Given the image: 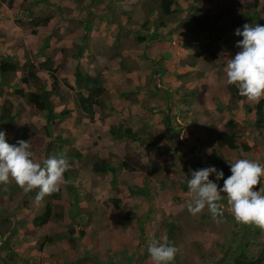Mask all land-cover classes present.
Instances as JSON below:
<instances>
[{"label": "crops", "instance_id": "1", "mask_svg": "<svg viewBox=\"0 0 264 264\" xmlns=\"http://www.w3.org/2000/svg\"><path fill=\"white\" fill-rule=\"evenodd\" d=\"M7 2V0H3V4L1 3L0 6V56L14 57L20 67L26 63L33 64L37 77L46 84L47 90H51V81L48 73L39 69V64L45 60L51 61L53 68L58 69L59 78L66 79L67 85L71 88L69 89L71 94L78 92L75 89L73 75L78 63V69L83 74L92 77L101 75L104 89L109 95L102 107L95 108L94 120L90 121L80 112L76 98L71 94L66 95L63 92L64 86L60 84L59 91L51 97L53 110L55 114L69 110L70 116L64 121L56 119L46 127L45 112L33 111L25 100L15 93L16 90H22L24 93L35 90L32 85L29 88L17 81L16 78L23 77V71L17 72L14 80L11 76L9 78L11 81L7 82L8 85H3L0 115L6 100L12 105L10 112L6 113L8 123L5 120L2 122L3 131L7 134L6 139H11L12 136L10 137L9 134L12 132L15 133L13 136L15 138L25 125H32L39 130L37 139L41 138L43 141V145L36 147L34 144L31 146L35 150H40L37 154L41 159L38 160V157L34 156L35 160L42 163L49 155H58L59 153L57 154L56 150H53V147L56 148V146L48 147L51 145L50 143H61L64 146L60 155L69 160L71 164L69 170L77 171L76 173L82 176V179L84 178L83 182L82 179L68 180V184H72L75 180L74 186L78 190H75V194H71V198L75 200L76 206L79 205L80 209H83L77 217H74L70 212V219L74 220L72 222L71 219V224H75L73 226L75 236L78 237L79 226L84 228V235L75 249L76 251L81 249L82 252H77L75 255L69 253V257L73 261L74 259L83 260V262L75 264H91L90 259L98 258V256L102 257L99 261H105L104 264H152L150 257L140 256L145 251V247L140 246L142 240L145 239L140 231L139 222L144 220L143 216L147 214L149 208L154 206V195L158 196L156 199H159L160 208L164 207L160 188L165 186L160 185L161 183H153L151 177V179L145 178L143 172L130 171V173L139 174V177L133 179L132 185L141 186L144 178L150 182L149 192L151 195L149 198L132 196L133 198L129 199L132 204L127 208L128 214L131 213L132 217L125 219L122 210L104 206L103 202L107 201L109 195L103 190V187L108 186L109 178L98 177L91 171V165L90 163L88 165L87 160L93 157L115 160L113 155L119 153L122 146L120 140L111 138L109 129L110 126L118 122V118H124L127 127L139 135L137 142L128 143L137 153L143 165H151L152 168L161 170V175L164 177L167 175V169L158 168L161 165L160 162L156 164L158 160L176 158L180 163H183L181 172L188 176L191 173L190 168L196 166L195 159L197 157L201 156L200 164L204 167L207 166L205 158L214 147V139L219 132L225 130V125L228 122L218 128L215 123L216 115H208L209 111L212 114L218 112L217 104L222 106L224 102V105L229 106L225 70L222 74L223 78L210 72V66L211 69L220 71V66H217L218 60H213L211 53L203 51L199 41L191 39L185 31L165 35L161 32L164 27L158 29V34L165 35V37H159V41L153 42L151 45L146 44V47L149 48L145 53L144 43H140L143 48L142 52L136 50L130 53L129 48L127 49L128 44L123 42L134 38L135 30L130 32L134 26L130 27L128 23L120 22L122 18L120 12L122 5L123 9H127V13L130 14V9H135L133 0H13L11 6ZM47 8L53 11L47 15L51 17L50 21L45 26L36 27L34 29L36 33L33 34L31 31L33 18L44 15ZM156 14L157 12H154L149 16V20L155 21ZM151 25L150 33L154 29L153 23ZM230 32L235 33V30ZM228 37L230 40L238 38L237 36ZM170 38L176 39L175 43H170ZM179 39L186 41L187 44L183 42L182 46L178 47ZM230 43L225 44V48H230L233 41L231 40ZM46 44H48L47 48ZM120 44L123 46L121 56L119 54ZM236 49L239 50L237 47ZM191 50L194 51V55H190ZM157 52L165 55V58H160L163 60L162 66L155 70L154 66L151 68L148 63L150 60L159 58ZM30 53L36 62L30 61ZM124 57L127 64L122 62ZM228 58L229 55H223V59ZM145 63L149 67L148 70H144L147 67L144 66ZM171 63L173 65L169 69L167 64ZM206 64L207 66H205ZM226 65L227 63L223 65L225 69ZM152 76L154 81L151 79ZM206 99L210 100L212 105H209L210 103L205 101ZM256 104L257 102H250L246 98L238 101L235 106L236 110L231 111L234 115L232 120L244 127L250 124L254 126L256 118L253 107ZM245 106L248 107L246 113L243 114L242 110H239ZM59 125L60 131L55 132L54 128ZM167 128H170L171 131ZM155 131L159 133V137L153 135ZM255 132L264 139V131L255 130ZM247 135L248 144L259 148L257 155L251 159H257L260 163H264V158L259 155L264 150L263 142H259L258 139L257 143H255V139L251 141L253 136L248 130ZM36 137L32 138L33 142H36L34 141ZM260 147L263 149L262 151ZM68 149L78 151L82 156L80 161L67 155ZM118 164V162L113 163L112 166L117 170V174H120ZM74 174L75 172L72 173V175ZM84 175H87L86 179ZM220 181L223 183V180ZM81 182L82 184H80ZM182 189L188 190L187 183ZM71 201L67 202L71 204L73 203ZM123 202L127 205L125 200ZM25 210L26 213H29L27 209ZM29 218L24 219L25 224L27 223L24 231L16 232L22 241L13 251L21 258L26 257L25 253L29 245L31 247L35 242L34 239L38 237V229L32 225V214L31 219ZM114 222H116L115 225ZM146 226H148V222ZM147 229L150 228L147 227ZM113 230L115 237L112 235ZM56 232L58 233V231ZM43 237L45 238V236ZM109 237L111 238L108 240ZM145 237L152 238L147 234ZM104 238L106 240L103 243ZM56 244L62 243H54L49 247L60 246ZM23 245L26 246V249L20 250L19 248H22ZM256 246L258 247L256 254L259 256L263 252L259 249L260 245ZM262 246L264 248V240ZM75 250H70V252ZM39 251L33 248L31 250L33 254L31 252L29 254L34 255L35 252L40 253ZM86 254L88 256L83 258L82 256ZM57 264L63 263L59 261Z\"/></svg>", "mask_w": 264, "mask_h": 264}, {"label": "trees", "instance_id": "2", "mask_svg": "<svg viewBox=\"0 0 264 264\" xmlns=\"http://www.w3.org/2000/svg\"><path fill=\"white\" fill-rule=\"evenodd\" d=\"M5 1V0H4ZM8 5L11 6L13 0H7ZM143 2V5L148 8L151 7L147 13L148 17L151 16L154 12H157L156 18H155V26L156 29L166 27L168 24L167 22L176 15L177 12L182 11L181 6L179 5L178 0H141ZM235 2H238L239 0H233ZM242 1V0H241ZM246 2L245 7L239 8V16L238 19L231 24L230 29L236 30L238 27L242 28V26L245 23H259L264 24V20L260 18L261 11H257V8L259 7V0H243ZM142 5V4H141ZM212 11L210 9H203L201 7L195 6L193 9V12L191 14V17L188 18V27L185 30L187 35H190V38L199 41L200 46L202 47V50L206 53H211V56L213 60H218L220 58L219 52L214 47V44L216 42H219L220 44H230L231 40L228 36L224 35L226 32L222 31L221 28L218 27V25L214 24V22H219L221 19V15L218 14L214 17H211ZM179 17V16H178ZM50 16H44L38 15L33 18V21L31 22L32 26V33L35 34V28L39 26H45L50 21ZM212 25V26H211ZM142 29H148L149 30V24L147 21L142 22ZM155 29V28H154ZM227 31V30H226ZM159 35V34H158ZM157 35L156 31H153L152 34L149 36L144 35H138V38L136 41L138 43H146L149 45L153 42L159 41V36ZM118 41V40H117ZM120 41V40H119ZM118 41V42H119ZM202 42V43H201ZM119 44V43H118ZM46 44V48H47ZM231 56H229V59ZM51 61L45 60V62H42L39 64V69L46 71L49 75L50 81H51V90H47V86L45 83H43L40 78L37 77L36 68L31 63H26L22 67L19 66V63L14 59V57H0V84L8 85L7 82L9 81V78L11 76H15L17 72L23 71L24 75L20 79V83H23L27 86L32 85L35 90L24 93L22 90H16V95H19L22 97L25 102L28 104V106L31 107L33 111L36 112H45V121H46V127L49 125L52 121H55L56 119H67L70 116L69 110H64L60 112L59 114H55L53 110V105L51 102V97L54 93L59 91V83H58V77L59 72L57 68H53ZM163 60L161 59L160 62L162 63ZM79 64H76V70L74 72V83H75V89L78 91L76 95V101L78 108L80 109V112L84 114L90 121L94 120L95 116V108L96 107H102L104 105V101L109 98L108 93L104 89V82L101 77V75H97L95 77H92L87 74H83L79 69ZM67 85V82H65ZM69 87V86H68ZM71 89V88H70ZM3 86L0 87V99L3 97ZM226 90L229 94V103L236 106L238 101H241L244 99V97L240 96L238 94L237 89L234 86L227 85ZM124 97L123 95H121ZM136 101V100H135ZM12 105L9 103V101H5L3 104V108L0 115V122L2 123L3 120H5L6 123H8L7 119L8 115L6 116V113L10 112ZM220 104H217V108L221 109ZM254 113H255V122H254V129L258 132L264 131V99H261L257 104L253 107ZM9 120V119H8ZM124 118H118V122L112 126H110L109 134L111 138L114 140H120L122 150L120 149V152L117 154H114V161H111L110 159H100L98 157H93L90 160H87V163L91 165V171L96 173L98 177L101 179L109 178L108 186L103 187V190L108 192L109 198L107 201H105V206H111L117 210H124L125 203L123 202L126 198V193H128V196H140L144 198H149L151 195L149 192V185L150 182L145 180V178H152V174L149 171L150 169L155 170L151 167V165H143L141 163V160L139 159L137 153L133 150L130 143H135L139 140L138 133H134L132 129L125 126ZM1 125V124H0ZM3 126V123L2 125ZM46 129V128H45ZM168 129V128H167ZM20 132V134H17L15 138H12V142L10 144H16L19 140H25L29 143L33 142L34 136H37V133H39V130L34 128L32 125H25ZM171 131V129H168ZM48 135V134H47ZM247 130L246 127L239 125L237 122H234V120H230L225 125V130L219 132L215 139H214V147L211 150V152L206 156L205 158V164L207 166H202L200 164V161L202 160V157H197L195 159L196 166H192L190 169L191 171L214 166L218 170H223L224 172V178L226 179L231 173H230V166L227 164L226 159L222 157V152H241V153H249L252 154V157L254 155H257L259 148L257 146H250L247 142ZM37 137L34 139L36 140ZM59 139V138H58ZM130 142V143H128ZM59 143V142H58ZM51 145L48 147L50 148L52 145L56 146L53 147V150H56L57 154L60 155L61 151L63 149V146L61 143L55 144L50 143ZM49 151V150H48ZM47 151V153H48ZM120 154V155H119ZM67 155H71L73 158H76L80 161L81 155L76 151L75 149H68ZM182 159V158H181ZM180 160V159H179ZM231 160V159H229ZM182 161V160H181ZM119 163L118 166L125 170V171H139L145 173V178L142 181L141 186H134L131 185L130 182H128L126 179H120L117 170L112 166L113 163ZM189 169V168H188ZM184 170H187V167L184 168ZM75 172L74 175L72 173ZM77 171L68 170L65 172L64 176L67 180L66 188L67 193L75 194V190H78L75 185L76 179H82V176H79ZM156 173V171H154ZM161 172V170H160ZM147 173V174H146ZM74 177V178H73ZM191 178V173L188 176ZM119 178V179H118ZM150 178V179H151ZM69 179H75L72 184H68ZM86 179V178H85ZM84 181V178L82 179V182ZM82 182L80 184H82ZM259 187V186H257ZM5 196H3L4 199L8 200L9 202L14 200L16 196L20 193L21 189L15 184L14 181L11 182L10 187L6 190ZM73 192V193H72ZM33 197L36 195V190L30 192ZM25 195V194H24ZM77 196L79 194H76ZM75 195V198L77 196ZM52 200H58L60 197L59 191L52 194L51 196ZM159 199H156L154 201V206L149 208L147 214H145L144 220L140 221V231L142 235H144V239L142 240L140 246L145 247V256L149 257L148 254V244L152 239H162V233L166 232V238L167 240L175 246L176 239L178 235L183 231L182 230V224H180V221L176 216L173 215H162L160 217V214L158 213L161 208L158 204ZM55 209H58V212H55ZM121 211V212H122ZM64 211L61 207L53 205V203L46 202L44 205V212L42 215H37L32 220V225L35 229L41 228L45 226L46 224L56 221L60 222L64 217ZM125 219H130L132 217V214H128V209H125L123 214ZM153 217H155V220H153ZM10 217L3 216V229L5 225H7V228L3 230V236L10 229V225L8 224ZM72 219V218H71ZM157 221V227L159 231L158 236L154 233L150 235V237L147 239L145 235L147 234V222H154ZM72 222L74 220L72 219ZM79 233L78 237L75 236V230L71 227L66 232H58L57 234H53L52 236H46L43 238L44 245H51L54 243H62L70 248L76 249L78 242L81 240V237H83V226H79ZM14 231L12 230V233ZM10 235V233H9ZM43 243V242H42ZM39 244L38 249L42 250L43 244ZM1 249V248H0ZM8 253L6 257H4L1 261V264H30V260H25L21 258L19 255H17L13 250L8 249L7 245H3V251H7ZM257 258L249 259L245 253L239 254L237 257H231L225 264H264V251H262ZM83 262V260L77 259L76 263Z\"/></svg>", "mask_w": 264, "mask_h": 264}, {"label": "rangeland", "instance_id": "3", "mask_svg": "<svg viewBox=\"0 0 264 264\" xmlns=\"http://www.w3.org/2000/svg\"><path fill=\"white\" fill-rule=\"evenodd\" d=\"M178 2L182 8V11L180 9V11L176 13V15H178L179 17L178 16L172 17L167 22L168 24L166 25V27H164V29L161 30V32L165 35L170 34V33L173 34V33L185 31L188 27V24H187L188 18L191 17L194 7L198 6L203 9H210L212 11L211 17H214L220 14L221 19L219 20V22L217 23L213 21V23L218 25V27L221 28V32L222 31L226 32L224 35L235 36L234 32H230L232 30L230 29L231 24L234 23L238 19L239 8L245 7L246 5V2L243 0L242 1L239 0L238 2H235L233 0H178ZM1 3L3 4V0H0V6H1ZM141 4L143 5V2L141 0H133V7H135V9L134 8L130 9V14H128L127 13L128 10L123 9L121 5L120 16L122 18L120 22L121 23L124 22L125 24L128 23L130 27L134 26V28L130 29L131 30L130 32H133L135 30V32L133 33L135 34L134 38L129 39L126 42H123L124 44H128L127 49L129 48V51H131L130 53H133L136 50L142 52L143 48H144V53H145V51L149 48V47L148 48L146 47V43H144L143 48L141 47L140 43L136 41V39L138 38V35L141 34L144 36H149L150 34H152L153 31H156L157 35L159 33V30L156 29V26H155L156 22L149 20V17L146 13L151 7L148 6L147 8L144 5L141 6ZM257 11L258 12L261 11L260 18L264 20V0H259V7L257 8ZM50 12H53V11L47 8L46 11L44 12V16L49 15ZM144 21L148 22L149 30L142 29V22ZM151 23H153V26L155 29H153V31L150 33V30L152 29ZM165 35H158V36L165 37ZM240 39L241 38L239 37L237 38V40L236 39L233 40L231 38L233 43L230 48L229 47L225 48L224 46L225 44H220L219 42H216L214 44V47L220 54V58L217 61L218 62L217 66H220V69H219L220 71L211 69V66H210L209 68L210 72H213L214 74L223 78L222 74L225 70L223 65L226 64L229 60V58L223 59V55L226 54L229 56H234L235 55L234 53H237L239 51L236 49V44H237L236 42ZM169 40L171 41L170 43L172 42L175 43L176 39L174 40L173 38H170ZM179 40L180 42L178 43L176 42L178 47H181L183 42L187 44L186 41H182L181 39ZM151 44L152 43H150L149 45ZM125 47L126 45L124 46V48ZM122 48L123 46L122 44H120L119 46L120 56H121ZM133 48L134 50H132ZM193 53L194 51L191 50L190 55L191 54L194 55ZM30 55H31L30 61L32 60L36 62L35 58L32 56L31 53ZM158 56L159 58L150 60L148 63V66L149 67L154 66L155 70L159 66H162L161 63L157 64L156 62H160L161 57H163V59L165 58L164 57L165 55H163L162 53H158ZM168 56L170 57L171 55H168ZM190 58H192V56H190ZM125 60H126L125 57L122 58V62H125L127 64V60L126 61ZM172 65H173L172 63L167 64L169 69L172 68ZM144 66H147V63H145ZM148 66L144 68V70H148L149 69ZM205 66H207V64ZM11 78L12 80H14L16 77L12 76ZM16 79L17 81L21 82L19 78H16ZM151 79L153 81L155 80L153 76L151 77ZM65 82H66L65 78L58 77L59 85L62 84L64 86L63 92L66 95H69L71 94L69 93L70 88L68 87V85H66ZM2 86L3 84H0V87ZM29 88H31V86H29ZM76 95L77 93L75 92L74 93L72 92L71 94V96H74V98H76ZM216 95H218V93H216ZM11 96H13V94H11ZM205 101H207L208 103L211 102L208 99H206ZM211 103L209 105H212ZM230 103H228L229 106H227V105H224V102H223L221 109H219L218 112H216V114H212L211 111L208 112V115L209 114L216 115L215 123L218 128H221L223 123L229 120H232V117L234 116L231 113V111L236 110V109L233 103L232 104ZM248 106H245V108L243 107L239 111L242 110L243 114L246 113V110H247L246 108ZM195 115H196V112H195ZM124 123H125L124 125L127 126L126 124L127 122H124ZM0 124L2 125L1 122ZM1 125H0V130H3V126ZM243 125H245L244 122H243ZM59 127L60 125L54 128L55 132L60 131ZM245 127H246V130H248L253 136L251 138V141L255 139V143H257L256 141L258 139L259 142H263L264 144V139L261 138L258 134H256L253 128V125L250 124L248 126L246 125ZM14 134H15L14 132L9 134L10 137L12 136L11 139L9 140L7 139L8 140L7 142L9 144L11 143ZM153 135H155L156 137H159V133H157L156 131L153 133ZM41 140H42L41 138L37 139L36 142H31L30 145L33 146L34 144H36L35 145L36 147H38V145H43V141ZM31 150L34 153V156L38 157L37 153H39L40 150H37V149L35 150L32 147H31ZM262 150L263 149L261 148V151ZM199 155H201V153H199ZM259 155L260 157L264 158V150H263V153L260 152ZM222 157L225 159H231L233 161L238 158H250V159L253 158L252 154H249V153H241V152H231L230 153L227 151L222 152ZM37 159L39 160L41 158L38 157ZM159 162L161 165H159L160 167L158 168L162 167V168L167 169L166 177L161 175V172L159 169L149 170L152 174L151 181L153 183H161L160 185L165 186V187L160 188V191L162 192L161 199L164 202L163 204L164 207L161 208L162 210H160L158 213L160 214V217L166 214L176 216L178 220L180 221V224H182V230H183L176 239L175 247L177 248L178 251L176 254L174 264H225V262H227L231 257H237L241 253H245L246 255H248L247 257L249 259H253V258L258 257V255L256 254V248H258L256 246L257 244L260 245L259 249L261 251H264V248L262 246V241L264 240V231L260 230L259 228L253 225L237 224L234 221L230 211L228 210L226 198L221 201V203L224 204L223 215L220 217H217L216 219L212 218L207 208H205L200 214L196 216L191 215L188 211L187 205L192 200V194L189 192V190L182 189V187L186 183L185 181L187 180V178H189L187 174H184L183 172H181L183 163H180L176 158L158 160L156 164H159ZM119 169L121 171V173L118 174L119 178L126 179L128 182H130L131 185L133 183V179H135L136 177H139L138 173H130V171H125L121 169L120 167ZM154 171H156V173ZM135 172H139V171H135ZM131 174H133V176H131ZM84 176L85 178H87V175H84ZM209 179L216 182L219 186L223 185L221 181H216L215 177L214 176L212 177V175ZM11 182L12 180H10L6 184H0V248H1L0 249V264H1L2 259L6 257L8 253V250L3 251V245L6 244L7 248L11 250L16 249V246L20 245L22 241L21 237L18 238L20 235H17L16 232L24 231L27 225V223L25 224L24 219L29 218V217H30L29 219H31V214H32V219L37 215L39 216L42 215V213L44 212L45 203L50 202V201L53 203V205H56L62 208V210L65 212L64 217L60 222L53 221V222L46 224L45 226L41 228H38L37 230L38 237L37 239H34L35 242H33L31 247L29 245L28 250L25 253L26 257H23V258L25 260H30L31 261L30 264H57V262L59 263V261L62 262L63 264H75L77 259H74V261L71 260V258L69 257V253L72 255H75V253L77 252L81 253L82 252L81 249L76 251L75 249L70 248L69 246L67 247V245H62V244H56V245H60L56 247H54V245L49 247V245H44V241H43V238H44L43 236L45 237L52 236L53 234H57L56 231L64 233L71 227L75 230V228L73 227L75 226V224L74 225L71 224L70 212L71 214L74 215V217H77L83 209H80L79 205L78 206L75 205L74 203L75 200L71 198V194L69 195V193H67L68 188H66V184H61L60 190H59L60 197L58 200H52L50 197L51 195H50V196L45 197L43 201L37 204L35 202V197H33L29 193L23 192L22 190L20 191V193L16 196L14 200L9 202L8 200L4 199L3 201V196H5L7 192L6 190L10 187ZM125 193H126L125 201L127 204L125 205V209H127L128 206L130 207V205L132 204L131 201H129V199L133 197L128 196V193L126 191ZM154 196L155 197L152 196L153 200H156V197L158 196L157 195H154ZM67 201H71L74 204L73 203L69 204ZM103 204L105 206V201L103 202ZM108 207L109 206H106V208ZM25 209H27L29 213H26ZM125 209L122 211V214H124ZM55 212H58V209H55ZM6 215L7 217H10L8 221V224L10 225V229L6 231V233L3 236V230L7 228V225H5L3 229V216H6ZM120 215L121 214L119 213L118 216L120 217ZM140 219H141V216H140ZM153 220H155V217H153ZM28 223H30V220H28ZM115 224L116 222H114V225ZM147 227L150 228L149 230H147V235L150 236L155 233L157 235V238L158 236H160L159 231H158L159 229L157 227V221L148 222ZM12 230H14L13 233H12ZM77 231H76V234H77ZM112 235L115 237L114 230L112 231ZM5 237H7V239H5ZM162 237L166 238V232L162 233ZM162 237L160 236V238ZM110 238L111 237L107 239L109 240ZM105 240L106 239L104 238L103 243ZM41 243L43 244V247H42V250L39 251L38 247H39V244ZM33 248L38 250L40 253L35 252L34 255H31L33 254V252H31ZM19 249L24 250L26 249V246L23 245V247ZM70 250H75V251L70 252ZM30 252L31 254H29ZM102 252L104 254V251ZM84 256H88V255L86 254V255H83L82 257L84 258ZM140 256H145V252L143 255H140ZM100 259H102V257H99V256L98 258H91L90 263L91 264H104L105 261L103 262L99 261ZM109 264H112V263H109Z\"/></svg>", "mask_w": 264, "mask_h": 264}, {"label": "clouds", "instance_id": "4", "mask_svg": "<svg viewBox=\"0 0 264 264\" xmlns=\"http://www.w3.org/2000/svg\"><path fill=\"white\" fill-rule=\"evenodd\" d=\"M239 51L228 60L226 82L249 101L264 99V24L245 23L235 30ZM6 132L0 130V184L10 180L25 193L36 190L35 202L39 204L67 183L65 172L71 167L63 155H49L42 163L36 162L28 141L9 144ZM230 175L225 179L223 170L214 166L191 171L186 183L192 200L187 208L191 215L208 209L213 219L223 215L227 207L237 224L253 225L264 231V163L248 158L226 159ZM223 180L219 186L213 180ZM259 186V187H257ZM223 194V195H222ZM177 248L167 238L152 239L148 254L152 264H174Z\"/></svg>", "mask_w": 264, "mask_h": 264}]
</instances>
